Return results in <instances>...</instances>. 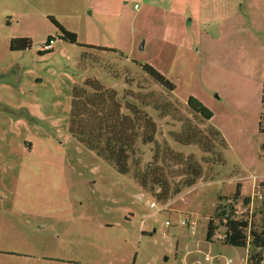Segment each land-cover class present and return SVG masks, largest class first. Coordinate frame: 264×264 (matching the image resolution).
Listing matches in <instances>:
<instances>
[{
    "label": "rangeland",
    "instance_id": "obj_1",
    "mask_svg": "<svg viewBox=\"0 0 264 264\" xmlns=\"http://www.w3.org/2000/svg\"><path fill=\"white\" fill-rule=\"evenodd\" d=\"M49 19L76 44L60 41ZM16 38L29 49L9 52ZM90 78L117 103L132 102L128 94L160 109L143 112L159 146L201 168L193 187L157 203L68 135L71 89ZM189 96L210 121L185 107ZM263 101L264 0H0V264H242L244 250L216 240L221 230L205 242V222L237 184L250 226L264 217ZM207 128L222 137L221 164L169 139ZM138 149L145 162L151 146Z\"/></svg>",
    "mask_w": 264,
    "mask_h": 264
},
{
    "label": "trees",
    "instance_id": "obj_2",
    "mask_svg": "<svg viewBox=\"0 0 264 264\" xmlns=\"http://www.w3.org/2000/svg\"><path fill=\"white\" fill-rule=\"evenodd\" d=\"M49 21L58 30V39L68 44H76L75 35L65 31L52 19ZM52 42L46 39V46ZM30 42L26 38H16L9 42V52H20L29 49ZM80 48L94 51H109L103 48H93L78 45ZM110 52V51H109ZM38 55L45 52L38 51ZM142 73L159 88L167 93L173 91V85L159 75L148 65H138ZM132 102L124 97L122 103H117L113 91L104 89L96 80L85 79L80 86L73 85L71 89L70 112L68 117V135L96 158L106 162L118 174L130 175L139 190L152 196L157 203H164L176 196L180 189L191 188L200 179L201 168L190 156L182 158L174 154L165 144L160 146L155 141V124L143 110L150 109L159 112L160 109L143 104L137 96L128 95ZM264 109V101L262 102ZM185 107L204 121H210L211 113L200 102L189 96ZM257 132L262 136L260 151L264 152V128L257 123ZM222 137L214 128H207L204 137L197 136L189 129H183L178 135L170 134L169 139L178 146L196 145L208 157L210 163L221 160L218 153L213 152L218 147L223 148ZM215 143V144H214ZM216 145V146H215ZM151 146L149 156L142 162L143 152L138 147ZM215 147V148H214ZM139 151V152H138ZM214 154V155H213ZM142 157V158H141ZM176 168V171H175ZM174 174L178 180L171 182L169 175ZM258 187L264 188V180ZM236 185L227 204L215 203L211 216L205 222V242L210 243L215 233L221 230L220 238L216 239L222 246L243 250L248 239V249L251 264L264 260V217L257 228L250 226L249 198L239 193ZM239 209V211H236ZM245 215V216H243ZM250 221V222H249ZM249 224V225H248ZM248 225V231H247ZM262 257V258H261Z\"/></svg>",
    "mask_w": 264,
    "mask_h": 264
},
{
    "label": "built area",
    "instance_id": "obj_3",
    "mask_svg": "<svg viewBox=\"0 0 264 264\" xmlns=\"http://www.w3.org/2000/svg\"><path fill=\"white\" fill-rule=\"evenodd\" d=\"M50 43H51V42H49V43L45 46V49H48V48L50 47ZM254 196H255L258 200H260V196L257 195V193H255V194L252 195V197H254ZM149 207H150V208H153V207H154V206H153V203H150V204H149ZM249 209H250V208H249ZM160 210H164V208H161ZM249 222H250V221H249ZM182 224H183L184 226H186V228L189 229V232H190V233H192V231H193V227H192L191 224H189L188 222H182ZM248 225H249V224H248ZM248 225H247V231H248ZM243 250H244L245 256H244L243 259L241 260L242 264H251L252 261L248 259V257L250 256L249 249H248V239H247L246 242H245V247H244ZM261 258H262V257H261ZM203 260H204L205 262H211V258H205V257H204ZM225 264H230V260H227V261L225 262ZM255 264H264V260L257 261V262H255Z\"/></svg>",
    "mask_w": 264,
    "mask_h": 264
},
{
    "label": "crops",
    "instance_id": "obj_4",
    "mask_svg": "<svg viewBox=\"0 0 264 264\" xmlns=\"http://www.w3.org/2000/svg\"><path fill=\"white\" fill-rule=\"evenodd\" d=\"M134 8H135V6H134ZM203 106V105H202ZM204 107V106H203Z\"/></svg>",
    "mask_w": 264,
    "mask_h": 264
}]
</instances>
